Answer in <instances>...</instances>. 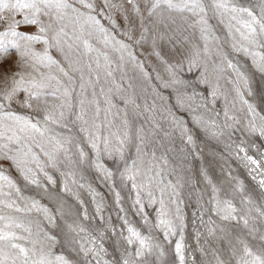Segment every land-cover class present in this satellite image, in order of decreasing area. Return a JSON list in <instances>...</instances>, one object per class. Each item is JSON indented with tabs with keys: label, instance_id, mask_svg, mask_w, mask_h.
Wrapping results in <instances>:
<instances>
[{
	"label": "snow or ice",
	"instance_id": "6c2138e0",
	"mask_svg": "<svg viewBox=\"0 0 264 264\" xmlns=\"http://www.w3.org/2000/svg\"><path fill=\"white\" fill-rule=\"evenodd\" d=\"M5 10L7 14H4ZM14 12H23V19H15L12 16ZM172 13L179 14L181 23L198 32L202 46L190 42L187 36L183 40L174 39L181 23L177 22V17ZM185 13L188 15H184ZM212 19L226 30L223 43L229 45L231 53L221 46V37L216 34L217 28L210 23ZM148 22H151V28L148 27ZM18 25L22 30H17ZM0 26L3 27V31H0V212L13 208L16 212L35 209L43 212L48 225L58 226L56 215L50 214L47 207H41L35 200L31 207L21 209L11 199L12 192L19 194V188L10 171L15 170L27 184L39 185L40 174L49 184L55 183L48 169L59 170L64 163L61 160L62 154L65 159L68 158L69 145L73 142L69 127L71 115L75 116L71 123L79 122L78 130L92 150L89 155L77 143L78 161L75 162L94 166L111 177L112 173L100 162V157L107 156L111 159L119 156L124 161L121 175L127 174L126 178L132 182V188L137 190V204L140 203V191L145 188L149 189V197H152L150 189L153 187L163 193L164 188L160 187L163 176L160 162L166 165L167 157L163 154L157 157L156 148L149 155L146 149L153 141L158 148H163L165 142L174 143L177 132L182 143L185 146L191 145L194 149L195 130L206 129L209 123L215 125L214 118L206 120L204 116L209 112L207 96L196 90L199 84L209 83L210 66L217 73H222L225 68L231 70L235 79L230 82L234 84L236 93L232 105L235 107L239 103L244 113V130L258 134L264 140V110L249 99L255 95L253 79L242 70V65L232 55L242 54L250 59L252 67L264 77V0H256L255 3L251 0H0ZM137 32L139 37L135 38ZM149 34L150 55L155 56L163 65L166 75L155 72L153 76L144 63L137 60V56L131 51V45L118 38L124 37L139 45L142 41L147 42ZM93 40L102 43L105 48L111 47L112 51L120 52L121 61L126 54L139 67L143 79L151 88L152 102L148 104L146 101L142 111L131 96L121 97L126 106L135 105L134 118H143V123L135 128L134 137L132 121L129 120L126 109H120L113 103L111 88L105 92L101 87L99 95L104 97L103 109L94 90L93 99L87 102L84 98L80 99L78 111L73 112L75 73H80L82 91L79 95L82 97L85 89L84 67L89 69L87 83L93 88L101 80L100 69H103L105 77L113 76V70H109L112 65L109 53L94 47L91 43ZM37 42L43 43L39 51L33 47ZM185 44L190 46L185 47ZM53 49L55 55L50 51ZM13 50L16 52L15 58ZM91 52L97 54L94 61L96 71L92 70L91 60L87 64L81 63ZM101 57L104 64L100 63ZM185 64L188 72L203 69L194 82L182 78ZM120 91L117 87L116 92ZM210 96L214 102L217 91L214 89ZM53 99L60 103H52ZM122 111L123 118L120 117ZM225 116L234 120V124L240 123V120L228 116L227 111ZM189 121L192 127H189ZM145 125L150 126L147 132ZM56 127L67 129L69 135L57 132ZM157 136L159 139H156ZM133 139L135 154L129 162L125 158V151ZM240 151L245 149L240 148ZM242 159L246 161L245 167L255 165L257 170L262 167L260 161L252 156L246 155ZM261 160H264V154H261ZM249 172L251 174V168ZM261 175L258 183L264 189V173ZM138 179L140 183L136 182ZM253 179L256 177L253 176ZM6 188L9 191H5ZM151 202L154 203L155 200L152 199ZM160 203L163 205V200ZM97 210L99 211V206ZM56 211L63 216L62 206ZM215 211L224 220L236 219L233 215L236 209L231 200L218 201ZM160 215H166L163 209ZM261 215L264 216V212ZM0 221L6 222L0 228V264H71L63 253H53L52 248L58 243V238L39 224L33 234L31 227L17 223L14 217L0 214ZM124 222L128 232L124 240L128 245H139L135 250V257L150 253L153 247L150 238L141 235L127 220ZM244 223L247 224V220ZM160 226L167 229L166 235L167 232L175 231L167 220L161 219L157 224V227ZM14 228H23L28 235H17ZM67 229L66 242L73 247L78 245V250L85 256L93 254L99 264L100 254L105 251L104 245L90 234L81 236L85 229L79 225H67ZM260 239L264 240V236ZM20 241H27L30 246H25ZM93 242L99 244V248L85 246ZM175 250L180 264H183V245L180 241H177ZM131 255L129 253L122 264H136ZM104 264L108 262L104 261ZM239 264H264V252L257 255L245 245L244 257H241Z\"/></svg>",
	"mask_w": 264,
	"mask_h": 264
},
{
	"label": "rangeland",
	"instance_id": "374dc122",
	"mask_svg": "<svg viewBox=\"0 0 264 264\" xmlns=\"http://www.w3.org/2000/svg\"><path fill=\"white\" fill-rule=\"evenodd\" d=\"M251 2L255 3L256 0H251ZM4 14H7V10ZM172 15L177 17L178 23H181L179 14L172 13ZM12 16L17 20H22L24 13L14 12ZM190 22L191 20H189ZM210 23L217 28L216 34L221 37V46L225 51L231 53L229 45L223 43L226 38V30L217 25L215 19H212ZM148 27H152L151 22H148ZM17 30H22L19 25ZM0 31H3L2 26H0ZM184 36H187L190 42L202 46V42L198 39V32L194 28H189L187 24L181 23V28L174 35V39L183 40ZM138 37L139 33L137 32L135 38ZM118 38L124 39L131 45V51L137 56V60L143 62L147 70L153 73V76L155 72L166 75L163 65L158 62L155 56L150 55V34L147 42L142 41L139 45L124 37ZM91 43L94 47L109 53L112 60L109 70H113V76L105 77L103 69H100L101 80L93 88L87 83L89 69L84 67L85 89L82 97L79 95L82 91L80 73H75L76 83L73 85L72 96L73 112L78 111L77 105L80 99L84 98L86 102L93 99L94 90L98 94L97 99L103 109L105 107L104 97L99 95L101 87L105 92L111 88L113 103L120 109H126L128 118L132 121L134 137L135 128L138 124L143 123V118H134L135 105L128 104L126 106L121 97L131 96L136 104L140 105L142 111L146 101L148 104L152 102L151 88L143 79L139 67L126 54L124 60L121 61L120 52L112 51L111 47L105 48L102 43H97L95 40ZM189 46V44H185V47ZM33 47L39 51L43 47V43L37 42ZM50 51L55 55L54 49ZM81 51H83L82 45ZM165 51H167V47H165ZM12 55L15 58V50L12 51ZM96 55L95 52L89 53L81 63L87 64L91 60L92 70L96 71L94 62ZM232 55L242 65V70L246 71L253 79L255 95L249 99L257 103L259 109L264 110V77L260 76L252 67L250 59L245 58L242 54L232 53ZM100 63L104 64L102 57ZM187 69L188 66L185 64L181 76L183 79L193 82L203 71L202 68L193 69L192 72H188ZM208 79V84H199L196 90L207 96L209 100V112L204 114L205 119L214 118L216 123L215 125L209 123L206 129L195 130V148L193 149L191 145L185 146L177 132L174 143L165 142L163 148H158L153 141L146 149L149 155L153 148H156L157 157L162 154L167 157L166 165L162 161L160 162L163 169L160 187L164 188L163 193L153 187L150 189L152 197H149V189L145 188L140 191V203L137 204V190L132 188V182L126 178L127 174L121 175L124 161L120 160L119 156H114L111 159L107 156L100 157V162L104 164L107 171L112 173L111 177L106 176L103 171L97 170L94 166L75 162L78 161L77 143L89 155L92 154V150L84 135L78 130L79 122L71 123V120L75 119V116L71 115L69 127L73 142L69 145L68 158L65 159L62 154L61 160L64 163L60 165L59 170L48 169L55 183L49 184L46 178L40 174L38 176L39 185L27 184L15 170L10 171L19 188V194L12 192L11 199L15 200L21 209L31 207L32 201L35 200L41 207H47L50 214L56 215L58 226L48 225L43 212H38L35 209L30 212H16L15 208L3 209L0 214L14 217L17 223L31 227L33 234L36 233L39 224L45 231L56 235L58 243L52 248L53 253H63L71 264H89V261L91 264H97V258L91 253L85 256L78 250V245L73 247L66 242L67 225L83 227L85 232L81 233V236L90 234L104 245L105 251L100 254L99 264H104V261H107L108 264H122L123 259L127 258L129 253L132 254L131 258L136 261V264H180L175 250L177 241L183 245V264H239L241 257H244L245 245L257 255H261L264 252V240L260 239L261 236H264V216L261 215V212H264V189L260 188L258 181L262 178L261 173H264V160H261V154H264V140H261L258 134L244 130L245 121L242 119L244 113L239 103L235 107L232 105L236 93L234 84L230 82L235 79L231 70L225 68L222 73H217L212 71L210 66ZM117 87L121 89L119 93L116 92ZM214 89L217 91V96L213 102L210 93ZM52 103L59 104L60 101L53 99ZM92 108L94 110V106ZM225 111L228 116L240 120V123L234 124V120L227 119ZM216 113L219 115L217 116ZM123 116L124 112L122 111L120 117L123 118ZM100 119H103V112H101ZM115 122L119 123V120ZM226 125H234V127ZM192 126L189 121V127ZM149 127V125H145L146 132ZM55 130L69 135L67 129L56 127ZM148 139L152 138L148 137ZM156 139H159V136ZM169 148L172 150L167 151ZM240 148H244L245 151L241 152ZM134 154L135 140L133 139L126 146L125 158L130 162ZM246 155L260 161L261 169L257 170L255 165L245 167L246 161L242 157ZM70 160L73 162L70 163ZM249 168L252 169L251 174ZM253 176L256 179H253ZM136 182L140 183L139 179ZM5 191L9 190L6 188ZM244 197L247 199H243ZM152 199L155 200L154 203L151 202ZM161 200H163V205L160 203ZM223 200L232 201L236 209L233 213L236 219L224 220L215 211L217 202ZM61 206L62 217L56 211ZM98 206L99 211L97 210ZM161 209L166 215H160ZM161 219L170 222L171 227L175 229L174 233L167 232L166 235L167 229L164 226L157 227ZM125 220L141 235L150 238V243L153 245L150 253L146 252L143 257H135V250L139 245L136 243L128 245L124 240V237L128 236ZM245 220H247V224L244 223ZM5 223V221H0V228H3ZM13 230L17 235H28L23 228H14ZM72 235L75 234L72 233ZM20 243L30 246L27 241H20ZM85 246L99 248V244L95 242ZM125 249H127L126 252Z\"/></svg>",
	"mask_w": 264,
	"mask_h": 264
}]
</instances>
